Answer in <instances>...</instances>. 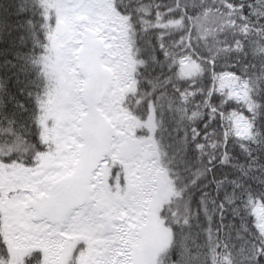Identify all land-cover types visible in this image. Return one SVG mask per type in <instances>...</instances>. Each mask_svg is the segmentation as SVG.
<instances>
[{"label":"trees","instance_id":"trees-1","mask_svg":"<svg viewBox=\"0 0 264 264\" xmlns=\"http://www.w3.org/2000/svg\"><path fill=\"white\" fill-rule=\"evenodd\" d=\"M53 2L0 0V181L56 153L45 119ZM111 5L131 59L121 108L161 165L131 264H264V0ZM2 198L0 186V264H52L9 241ZM76 244L55 264L87 257Z\"/></svg>","mask_w":264,"mask_h":264},{"label":"rangeland","instance_id":"rangeland-1","mask_svg":"<svg viewBox=\"0 0 264 264\" xmlns=\"http://www.w3.org/2000/svg\"><path fill=\"white\" fill-rule=\"evenodd\" d=\"M51 5L57 11V29L63 24L66 30L63 35H59L58 30L56 31L53 46L58 54L54 59L49 58L46 64L50 94L45 102L47 103L45 119L50 118L55 123L52 127V138L57 132L62 155L54 162L61 163V166L49 172L44 169L32 173L23 172L2 182L3 194L14 189L18 191L30 189L25 193L19 191L13 198H4L1 202L7 213V237L11 243L19 244L18 246L21 247L29 245L27 248H35V245H38L37 248L46 250L52 264L63 258V250L68 252L77 246L76 241L80 239L87 243L89 249L88 253L86 251L87 257L83 254L79 264H113V262L131 264L135 255L133 249L140 244L138 230L144 228L148 221L146 208L155 173L153 158L149 162L150 169L141 170L145 164L139 159L135 160V166L129 167L124 163L128 173L125 174L124 193L122 192L119 197H113L114 194L108 191L105 172L102 171L105 165L100 161L99 168L93 169L88 185L79 183L83 188L84 199H86L85 188L88 186L89 189H93L88 208L85 209L84 206L80 208L85 211L84 216H80L78 211L68 215L71 225L68 226L67 223L62 225L63 231L55 229L50 235L44 227L30 219V217H38L34 209L29 207L31 198L34 199L35 193L32 192L36 191L37 185L45 183L50 187L54 182L63 185L65 180L63 178L72 173L76 146L78 148L81 144L77 133L78 123L86 114L80 98L85 70L81 72L78 63L86 64L85 60L80 62L79 58L83 46L91 41L101 43L103 47L101 67L111 78L112 89L110 88L107 94L109 97L103 100L100 109L115 126L116 138L119 137L118 135L128 134L127 131L120 130L119 124L122 119L117 120L118 109L113 106V102L117 103L119 92L126 85L131 59L124 37V28L111 10V0H54ZM98 73L102 76L100 71ZM87 82L88 78H86ZM99 86L98 81L97 87ZM107 95L105 94V97ZM87 124L88 127L91 126L88 121ZM88 130L86 127L85 133ZM116 144L117 142L114 145ZM115 154L114 149L110 151L111 158H116ZM138 165L140 167H137ZM137 169L141 170L140 178H131L130 174L140 171ZM51 189L53 191L43 198L44 202H52L57 188L55 186ZM161 229L156 228L154 236L150 239L151 243L155 244L154 247L150 245L149 251L152 253L156 244L158 246L161 241L158 236L163 233L164 229ZM99 239L105 240V244L101 247L94 244V240ZM152 256L151 254L147 258V264H150Z\"/></svg>","mask_w":264,"mask_h":264},{"label":"flooded vegetation","instance_id":"flooded-vegetation-1","mask_svg":"<svg viewBox=\"0 0 264 264\" xmlns=\"http://www.w3.org/2000/svg\"><path fill=\"white\" fill-rule=\"evenodd\" d=\"M100 64V62H99ZM86 69L85 77L88 78V82L86 83V78L84 77V82L82 84L83 88L81 91V97L84 96L86 93H88L94 86V81L92 80V77L90 76L88 72V67ZM99 90L96 94V100H95V109L93 112H91V117L89 118L90 121L89 124L91 125L89 127V130L86 133H83L82 136L80 135L79 131V139L81 141L80 146L78 147V152L75 155L74 163L72 165V173L70 175H67L62 183L63 185H60L57 187L56 193L53 197L52 202H44L42 200L40 206L37 208L35 206L36 202L33 197L31 198V208L34 209L35 214L40 216L42 212H47L49 215L52 216L53 219L59 221L61 217H67L71 213H75L78 211V214L80 216H84V210H81V206H84L85 209L88 208L89 202H91V193L92 190L88 188L86 189V199L83 197V188L79 183H84L85 185H88L89 180L91 179V175L93 173L94 168H99L100 161L103 162L105 167H103V173H106L109 171L108 169L111 168L113 165H122L124 167V163L127 164V166H135V160L139 159L142 164H145L141 167V170L143 169H150L149 162L152 159V156L150 155L149 145L145 143V141H140L131 133V130L129 128L130 121L127 117H120L118 119H122L120 125V130L127 131L129 134L125 135L123 134L118 135L119 137L116 138L117 132L115 129V126L112 124V122L107 118L103 117L98 109V105L101 103V94H103V91L105 87L107 86L108 79L104 78L100 81ZM123 114L121 116H126L125 112H122ZM119 113H117L118 115ZM117 119V120H118ZM117 124V123H116ZM107 126L109 128L107 137L104 142L97 144L95 142L94 136L90 134V130L95 127H105ZM131 133V134H130ZM117 142L116 145H114ZM134 143V144H133ZM124 145H127V148H123ZM128 145H131L136 149V152L133 155L128 154V156L124 157L122 156L121 151L123 150L126 152L128 150ZM123 148V149H122ZM115 150V156L116 158H111L110 151ZM108 154V155H107ZM88 155V156H87ZM107 155V156H106ZM154 160V159H153ZM61 166V163H57L56 166H52L51 170L55 167L59 168ZM137 167H140L138 165ZM126 170V173H128L126 167H124ZM96 170V169H95ZM105 170V171H104ZM140 170V169H137ZM133 171V170H132ZM135 171V170H134ZM91 173V174H90ZM111 174V170H110ZM90 175V176H89ZM57 186L55 182L53 183V187ZM79 186L80 190H78V196L75 201L68 200L67 202H64L60 199L61 195L66 192L70 187L72 186ZM61 188V189H60ZM46 196V195H45ZM73 196H69L67 198H70ZM81 218V217H80Z\"/></svg>","mask_w":264,"mask_h":264},{"label":"snow or ice","instance_id":"snow-or-ice-1","mask_svg":"<svg viewBox=\"0 0 264 264\" xmlns=\"http://www.w3.org/2000/svg\"><path fill=\"white\" fill-rule=\"evenodd\" d=\"M53 191V189H50L47 184L45 183H39L37 185L34 199H35V206L38 208L45 197L47 193H50ZM32 222L37 223L39 226L44 227L50 235L53 234V231L55 229H59L60 231H63L64 228L62 225H65L67 223L68 226L71 225L70 219L68 217H61L59 221L52 218L51 215H49L46 211L42 212L39 217H30ZM103 223V221H101ZM115 243V241H113Z\"/></svg>","mask_w":264,"mask_h":264},{"label":"water","instance_id":"water-1","mask_svg":"<svg viewBox=\"0 0 264 264\" xmlns=\"http://www.w3.org/2000/svg\"><path fill=\"white\" fill-rule=\"evenodd\" d=\"M64 32H65L64 26L60 27V33H64ZM98 53H99V46L96 43H89L83 52V57L86 58L91 63L95 73H96L95 65L97 63ZM87 102H88L89 107L91 108L93 106L92 98L88 97ZM96 132L101 137H103L105 135V131L103 129L97 130ZM129 151L131 153H133L134 150L132 149ZM70 192H71V195H74V197H75V195H76L75 193L77 192V187L70 189ZM102 243H103V241H100V242H98V245L100 246Z\"/></svg>","mask_w":264,"mask_h":264}]
</instances>
